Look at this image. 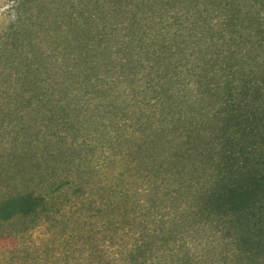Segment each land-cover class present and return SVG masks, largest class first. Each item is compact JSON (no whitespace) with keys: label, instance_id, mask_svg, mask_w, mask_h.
<instances>
[{"label":"trees","instance_id":"16d2710c","mask_svg":"<svg viewBox=\"0 0 264 264\" xmlns=\"http://www.w3.org/2000/svg\"><path fill=\"white\" fill-rule=\"evenodd\" d=\"M110 7L76 23L73 42L64 31V97L46 99L99 100L92 159L73 162L63 198L0 203L1 224L21 221L18 240L43 230L47 251L25 264H264V0Z\"/></svg>","mask_w":264,"mask_h":264},{"label":"rangeland","instance_id":"374dc122","mask_svg":"<svg viewBox=\"0 0 264 264\" xmlns=\"http://www.w3.org/2000/svg\"><path fill=\"white\" fill-rule=\"evenodd\" d=\"M111 2L0 0V203L25 195H42L52 201L63 198L70 190L73 162L92 159L87 134L93 126V105L99 100L91 105H81L79 98L70 105H47L46 99L50 94L55 100L64 97L57 86L60 49L67 43L64 31L73 42L75 24L91 26L83 21L90 14L111 16L115 11ZM116 10L121 15L113 23L124 18V9ZM109 22L97 21L100 25ZM102 154L98 149L96 156ZM119 164L103 166L102 183L115 175ZM113 183L122 184L117 179ZM66 214L61 223L74 227L73 209L67 208ZM21 223L0 222V264H25L32 255L47 251L46 243L40 244L42 229L20 240L11 238ZM61 230L57 226L56 231Z\"/></svg>","mask_w":264,"mask_h":264}]
</instances>
